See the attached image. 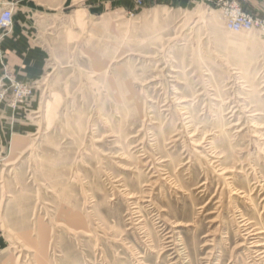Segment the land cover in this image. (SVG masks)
Here are the masks:
<instances>
[{
	"label": "rangeland",
	"instance_id": "374dc122",
	"mask_svg": "<svg viewBox=\"0 0 264 264\" xmlns=\"http://www.w3.org/2000/svg\"><path fill=\"white\" fill-rule=\"evenodd\" d=\"M101 2L4 5L42 52L0 75V264H264V30Z\"/></svg>",
	"mask_w": 264,
	"mask_h": 264
},
{
	"label": "crops",
	"instance_id": "0c3cea01",
	"mask_svg": "<svg viewBox=\"0 0 264 264\" xmlns=\"http://www.w3.org/2000/svg\"><path fill=\"white\" fill-rule=\"evenodd\" d=\"M12 1L21 5L25 8H28L30 5L39 7L40 5L47 6L52 9H58L65 5V2H73L74 4H79L80 9L82 4L98 6L102 4V0H0V10L4 7L5 3ZM94 4V5H93ZM244 7L250 12L264 15V0H245L243 3ZM21 38L15 39L17 34L9 36L8 33H3L0 30V75L3 72V69L11 68L19 75L26 73L28 76L36 74L40 71L41 68V58L37 56L38 53H41L40 46L26 45ZM27 53V55H25ZM31 53V55H28ZM36 53V54H35ZM3 124V123H2ZM4 125V124H3ZM19 132L15 133V136L19 135ZM2 134V132H0ZM3 142L0 141V148L2 147Z\"/></svg>",
	"mask_w": 264,
	"mask_h": 264
},
{
	"label": "built area",
	"instance_id": "2783aa9c",
	"mask_svg": "<svg viewBox=\"0 0 264 264\" xmlns=\"http://www.w3.org/2000/svg\"><path fill=\"white\" fill-rule=\"evenodd\" d=\"M142 0H136L141 4ZM221 8V14L225 28L231 31L251 30L258 26L264 30V19L258 18L252 12L244 9L240 0H217ZM13 19L12 7L4 6L0 10V28L10 27Z\"/></svg>",
	"mask_w": 264,
	"mask_h": 264
}]
</instances>
